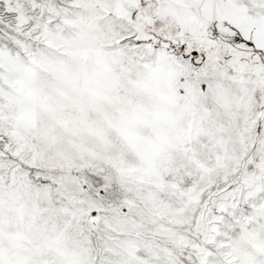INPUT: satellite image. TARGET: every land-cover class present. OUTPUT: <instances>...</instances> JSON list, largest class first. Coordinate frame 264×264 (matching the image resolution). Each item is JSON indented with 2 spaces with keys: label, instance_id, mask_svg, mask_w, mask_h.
Returning a JSON list of instances; mask_svg holds the SVG:
<instances>
[{
  "label": "snow or ice",
  "instance_id": "snow-or-ice-1",
  "mask_svg": "<svg viewBox=\"0 0 264 264\" xmlns=\"http://www.w3.org/2000/svg\"><path fill=\"white\" fill-rule=\"evenodd\" d=\"M0 264H264V0H0Z\"/></svg>",
  "mask_w": 264,
  "mask_h": 264
}]
</instances>
